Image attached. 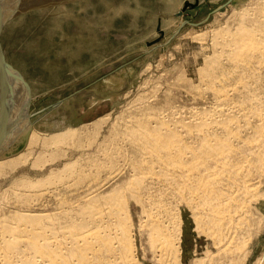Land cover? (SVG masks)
I'll list each match as a JSON object with an SVG mask.
<instances>
[{
	"label": "rangeland",
	"instance_id": "rangeland-1",
	"mask_svg": "<svg viewBox=\"0 0 264 264\" xmlns=\"http://www.w3.org/2000/svg\"><path fill=\"white\" fill-rule=\"evenodd\" d=\"M186 1L193 3L195 0H38L34 5L27 6L28 8H23L22 4L16 2V0H6V5L12 10L10 11L12 15H4V19L0 20V125L6 124V122L12 119L14 122L19 120L25 124L28 123L31 125L33 132L40 136L47 135V137L50 138L53 136L52 134L60 133L59 131L62 132V130L63 132L67 131L69 134L66 132L68 138L65 137L60 140L56 143V146L52 144L47 147V149L41 148L40 145L36 146V148L34 147V151L29 155L27 162L18 166L14 171L7 172L8 174L6 173V175L0 176V207H3V205L6 209H14L12 208L13 206L20 207V204L14 200L17 198L16 194L23 193L24 196L26 194V198L29 196L28 194H30L28 199H32H30V202L26 199L27 204H29H23L25 206L20 207L22 209H35L37 211L47 209V211H53L60 206L58 202L64 200L66 203L63 205L67 209L68 206H77L84 201L85 194H87V190L89 189V184L93 191L97 186L96 192L101 196L104 194V196H106L108 195L107 193L112 194L113 191H115V193H118V191L121 193L125 191L127 194L124 193L130 200L124 198L126 195H122L119 192V195L121 194L123 196L122 198L120 197V199H125V201L122 200L123 202L120 200L122 202L121 204H125V202L128 201L124 205L126 209L123 207L125 210H123V212L121 211L122 209L120 210V217L124 219L126 215L124 216L123 214L127 213V218L129 217L128 220L130 219V222L124 223L127 219L123 221L119 217L115 218L116 220L119 218L120 222L127 226L129 224L128 233H130V240L132 239L131 243L132 246H134L132 248V261H123L122 264H264V163H262V167L258 166L255 168L253 166L254 169L261 168L260 170L255 171L252 169L254 172L251 170L255 177L252 182L257 183L256 180L260 178V181H258L260 183L253 185L254 191L252 187L250 193H254L253 195L249 194L253 197L251 196V199L249 196L250 202H248L249 207L247 208L248 215H245L248 217L246 223L248 227H246V224L243 226V229H246H241L243 232L240 230L242 233L239 232L237 234L238 238H236L234 240L235 242L232 244L234 247L233 250L229 254L228 252H224V254L223 251L221 253L219 250H217L218 252L216 251L217 248L213 244V237H211L215 232L218 233V235L224 232L221 231L219 233V231L217 232L216 230L218 228L220 229L221 225L218 226V228H210L209 230L211 232L208 231V228L204 229L206 227L203 226V228L200 226L202 228L201 230L204 229L203 232L200 231V227H198L192 216V210L188 206V203L183 201L182 198L180 200L178 197L179 195L174 196L178 194L177 192L179 189L172 186L175 188L173 189V193L177 190L175 194H172V187L167 188V182L163 184L165 187L159 186V184L161 185L164 181H158V177L155 179L151 173H145L144 175L143 172L147 171H144L145 168L141 167L144 164H141L140 160L149 165L152 158L149 159L150 157H146L143 149L141 152L138 150L140 153H137V148L134 149V142L138 144L136 141L139 140L134 137L135 134L131 136L132 139L134 138V142L129 139L134 126L135 128L133 130L137 131V128L140 126L142 127L143 123L147 121V124H151L147 125L144 123L145 125L143 126L151 128L153 124V126H155V121L159 119V122L163 120V123L166 122V125L169 124L168 127H172L176 130L180 138L184 137L185 140L183 139V141H185V143L182 142V144H189L197 147L199 143L198 137L193 134V136L191 134L189 135L187 131H190L192 128H197V125L194 124H198V122H196L198 116L203 117L201 118L202 121L205 120L203 123L207 122L206 125L202 124L206 127H200V123L198 127L202 134L207 132V138L210 137L211 141H214V139H212L213 136L220 138L221 135H223L220 139L223 140V138L226 137L227 139L224 138L225 141L227 140L232 145H236L237 140L232 138L233 132L239 134L241 137L240 142L243 141V138L248 140L250 137H253V134L255 135L259 132L263 131L262 133L264 134L262 125V123L264 124V117L262 118V115H264V26H261L264 22V16H262L264 15L263 0H198L196 5L187 6L182 11ZM256 4L260 6L258 7ZM260 7L262 8L259 9ZM242 9L245 10V15H242ZM179 12L181 13L178 14ZM239 12L240 16H238ZM249 13L251 14L249 15ZM256 13L258 15H256ZM246 14L249 16H246ZM243 16L245 20L242 22L243 25H246H244V27L250 30L254 29L252 31L258 33V35H256L257 33L254 34V37H256V39L254 38L256 40L254 47L255 49L258 48L256 50L258 52L256 53L254 47L252 48L250 46L251 49L249 50L251 51L248 50L250 47L245 48L244 54L241 57L237 54V51L240 50L239 45H241L240 38L235 37V35L237 36V33L239 35V31L243 29V27H241V30H237V28L242 25L241 18H243ZM253 25H255V27H253ZM232 32L236 34L234 35ZM231 34L233 38H235V41L239 40V42L237 41L238 43L231 41L233 40ZM236 38L238 39L236 40ZM232 44L235 45L233 46ZM259 64H261V66H259ZM249 68L250 70H248ZM232 87L238 90L236 91ZM5 89L9 94H5ZM226 93L229 95L227 96ZM243 96L246 97L244 98ZM238 106H240V109L242 108V111H238ZM148 107L150 108L148 109ZM154 107H157V110L154 109ZM159 109L160 111H158ZM161 109L164 110V112ZM234 109L236 111H234ZM139 110H142L144 113L142 111L138 112ZM173 110L174 112H172ZM220 111L223 112L221 113ZM196 112L198 114L197 117L195 115ZM153 114L155 115L151 118ZM227 114L228 116L231 114L230 119H228ZM137 117H139V120L135 121ZM212 117L213 119H211ZM143 119L145 120L144 122H142ZM179 119H183L182 124H186L184 122L189 120L190 122H188L190 125L192 126L194 123V126L191 128L189 124H187L190 128L188 130L185 128V133L182 131L183 128L178 125L179 123L181 124L182 121L176 122ZM234 120L236 122H234ZM131 121L134 123H131ZM220 121L221 124H219ZM245 121H247L246 124ZM136 122H138V124L140 123L139 126H137L138 124ZM229 122L232 125H230ZM237 122H239L238 125ZM242 122L245 125L248 123L249 126L247 125L246 127ZM259 122L261 124H258ZM16 123L17 122L13 124ZM118 123L120 124L119 126ZM256 123L259 127L262 125V131L258 130L259 128ZM227 124L228 126H226V128L225 125ZM233 124L236 128L233 127ZM219 125L224 126L226 129ZM113 128H115L116 131ZM199 128H197V130H199ZM221 128L225 130L231 128L232 130L229 129L227 133V131L225 132V130ZM75 129L76 131L73 132ZM243 129L246 130L244 131ZM235 130L237 131L235 132ZM239 130L241 131L240 133ZM70 131L74 133V136L70 135ZM229 132L231 138L228 136ZM15 134L16 131L14 133L12 131L9 137L13 138ZM122 134L123 137L125 136L124 139L121 138ZM126 136H128V138H126ZM186 136H190V138H185ZM26 139L27 137L23 139V143H21L19 139V143L17 142L16 145H13L15 153L18 152V149L19 151L26 149ZM130 140L133 143H131ZM120 141L121 143H119ZM186 141L188 143H186ZM130 143L133 145H130ZM139 144L142 145L141 140H139ZM106 146L107 148H105ZM123 146L125 148H123ZM56 150H58L59 155H57ZM104 150H106L105 154ZM53 151L56 153L54 154L56 157H49L50 155L53 156ZM62 151H64V153ZM134 151H136L137 154L134 153ZM37 152H43L41 153L43 156L46 154L44 159L48 160L45 161L47 164L43 161L42 155L40 162L39 160H37L38 162L36 161L38 157ZM118 153L119 156H117ZM142 153L144 154L141 155ZM136 157H140L141 159L138 160ZM52 158L56 160H52ZM50 159L52 162L49 161ZM74 160L76 161L74 162ZM133 160L135 163H133L134 166L131 164ZM135 160L140 162L138 163V161ZM35 161L37 164L34 163ZM78 161H80V164ZM90 161L92 162L90 163ZM72 162H74V164H72ZM261 162H264V160ZM65 163H67V165ZM136 163L137 165L141 164L140 168L141 171L143 170L142 172L139 171V168L138 173H136ZM254 163L257 164L260 162ZM34 165L37 169L33 167ZM68 165L69 167H67ZM152 165H154L155 168L152 167L151 169L156 172L160 171L158 167L156 169L157 165H155V163ZM81 166H83V168H81ZM71 167H74L73 169L75 171L73 169L69 171L68 168ZM54 168L56 170H54ZM58 169L61 172L63 171V174H61L62 176L64 173L67 174L62 177ZM80 170L84 172L83 175H80L82 174ZM50 171L52 174H49ZM76 172L77 174L75 175ZM94 172H97V175ZM47 174L50 175L51 178H49ZM53 174H55L53 179L54 183L51 181ZM57 174L64 180H61L62 178L60 179L58 176L57 178ZM71 174H73V176H71ZM84 174L89 175L84 177ZM130 174L131 176L133 174V176L129 177ZM66 175H69L70 178L66 179ZM141 175L146 177L149 176V178L145 177L148 182L145 181V178L144 180L140 178L144 181L141 180V184L143 185L145 183L143 185L144 188H147V185L151 186L148 187L149 189H142L144 192H140L141 196H146L145 199L140 195L136 197L144 200L143 202V200L138 199L141 203L138 204V200L132 196L135 199L133 200L129 192L132 188L136 190L137 184H134V181L135 183L138 181H136L137 179L135 176L141 177ZM46 176H48V178ZM81 176L84 177V179ZM45 177L47 179H45ZM55 177L61 180L59 182H63L59 183ZM86 177L89 179L87 178V180H85ZM160 177H162V175H160ZM131 178H135L136 180H132ZM38 180H41L42 185L44 184L43 186L46 187L42 186L40 189L41 181L39 183L40 185H38ZM44 180H47V183H44ZM81 180L84 182H81ZM131 180L133 183H131ZM76 181H80L81 183L79 182V184H76L78 183ZM120 181H123V183H120ZM23 182H26V184ZM50 182L51 186H47L50 185ZM129 182L132 186H129L131 185ZM19 183L23 185L22 188ZM27 183L29 184L27 185ZM30 184L33 186H29ZM121 184H125L123 190L127 188L128 184V190L122 191ZM152 185L156 186L153 187ZM130 187L132 188L130 189ZM151 187L153 188L152 190ZM164 188H166V190ZM117 189L118 191H116ZM158 189L159 193H157ZM45 190L46 192L48 190L49 193H46ZM43 191L46 194H44ZM52 191H57L55 194L59 195L55 196ZM38 193H40V195H38ZM184 193L186 194V192ZM255 195L259 197L256 198ZM39 196L42 197L39 198ZM4 197H6V199ZM148 197L150 199H147ZM160 198L161 200L163 198V200L161 201ZM101 200H103V198ZM148 200L150 202H148ZM145 202H148V204H153V202H155L154 205L162 203L161 205L169 207V209L165 208L167 210V213L163 212L165 215L160 213V219H168L166 214L172 212L180 221L179 240L175 237L180 241V253L176 255V257L175 255L173 256L171 254V256L169 254L162 258V255H159L161 253L160 249L156 252L151 251L152 248L149 244L147 234L142 231L139 226V224L143 223L142 221L144 218L141 215H144V213H142L143 209H141V206L145 204ZM56 205L57 207H53ZM100 206H106L107 208L109 204L103 206V204L100 203ZM146 206L147 205L142 206L146 211L149 210L150 207L153 209V206ZM250 207L251 209H249ZM259 214H261L262 217H260L261 215ZM140 216L142 218L141 221V218H139ZM108 217L110 216H107L106 219ZM110 218L114 219V217ZM110 218L107 219V221L110 222L112 226L114 220ZM257 221L259 222L257 223ZM251 222H254V224ZM110 224L108 225L109 227H111ZM206 230L212 233L211 236ZM250 230L251 232L248 233ZM168 233H170L169 230ZM244 237L246 240H244ZM219 238H221V236ZM231 254L233 255L231 256ZM115 256H112V261L115 260ZM117 260L118 264H121L120 259H116V261Z\"/></svg>",
	"mask_w": 264,
	"mask_h": 264
},
{
	"label": "bare ground",
	"instance_id": "bare-ground-1",
	"mask_svg": "<svg viewBox=\"0 0 264 264\" xmlns=\"http://www.w3.org/2000/svg\"><path fill=\"white\" fill-rule=\"evenodd\" d=\"M15 1V0H14ZM16 2L22 4L23 8H26L27 6L29 7L30 5H34L35 2H38V0H16ZM264 2V0H263ZM261 3V2H260ZM259 4V3H258ZM256 4V6H260ZM27 7V8H28ZM264 7V6H263ZM262 7H260L259 9H261ZM2 9V10H1ZM255 9V8H254ZM247 10V9H246ZM257 10V8H256ZM12 11L11 9H9L6 5V0H0V20H3L4 19V15H12V13L10 12ZM245 10L242 9V12L243 14L242 15H245ZM258 13H259V10H258ZM251 13H249L250 15ZM261 14V13H260ZM248 14H246L247 16ZM248 15V16H249ZM256 15H258L256 13ZM262 15V14H261ZM240 16V12H239V15ZM264 16V15H262ZM244 18V19H243ZM243 18H241V22L245 20V17L243 16ZM248 18V17H246ZM251 19V18H250ZM249 19V20H250ZM258 19V18H257ZM247 20V19H246ZM258 21V20H257ZM252 22V20H251ZM246 23V22H244ZM259 23V22H258ZM252 24V23H251ZM264 24V22L262 23ZM261 26H264L262 25ZM241 25V24H240ZM242 25H243V22H242ZM240 26L239 28H237V30H241L242 31H239V35L237 33V36L235 35L236 33L232 32L235 37H238L240 38V44H237L240 46V50L237 51L236 53L238 55H240L242 57V55L244 54V49L245 48H248V47H254V45L256 44V37H254V34H256L254 31V29H248V28H245L244 25L243 26ZM257 25V23H256ZM260 25V23H259ZM246 26V25H245ZM251 27V26H250ZM249 27V28H250ZM253 27H255V25H253ZM252 27V28H253ZM260 27V26H259ZM241 28V29H240ZM258 28V27H257ZM256 28V29H257ZM262 28V27H261ZM236 30V29H234ZM257 31V30H255ZM231 32V30H230ZM229 34V33H228ZM227 34V35H228ZM199 35V34H198ZM197 35V36H198ZM258 35V33L256 34ZM255 35V36H256ZM201 36V34H200ZM231 37L233 38L232 34H231ZM230 38V39H232ZM236 38V40L238 39ZM255 38V39H254ZM224 39V38H223ZM229 39V40H230ZM228 40V41H229ZM232 42H236L238 43L239 40L235 41V38H233V40H231ZM230 41V42H231ZM229 42V43H230ZM259 44V43H258ZM233 45V44H232ZM235 45V44H234ZM233 45V46H234ZM236 45V46H237ZM226 46H229V45H226ZM248 48L249 49H251ZM236 48H239V47H236ZM255 49V47H254ZM258 49V48H257ZM255 49V51L257 50ZM264 49V48H263ZM233 50V49H232ZM234 51V50H233ZM251 51V50H249ZM263 51V50H262ZM247 52V51H246ZM258 51H256L257 53ZM249 54V53H248ZM253 54V53H252ZM251 54V55H252ZM232 55V54H230ZM234 55V54H233ZM237 55V56H238ZM246 55V54H245ZM244 55V56H245ZM234 57V56H232ZM264 57V56H263ZM245 58V57H244ZM254 60V59H252ZM257 60V59H256ZM255 60V61H256ZM211 62V61H210ZM244 62V61H243ZM246 63V62H245ZM212 64V63H211ZM250 64V63H249ZM246 65V64H245ZM212 66V65H211ZM250 66V65H249ZM258 66V65H257ZM259 66H261V64H259ZM246 68V67H245ZM264 68V67H263ZM254 69V68H253ZM250 70V68L248 69ZM236 71V70H235ZM215 72V71H214ZM241 73V72H240ZM243 75V74H242ZM246 75V74H245ZM237 76V75H236ZM240 76V75H239ZM208 78V77H207ZM242 78V77H241ZM219 81V80H217ZM222 81V80H221ZM212 82V81H211ZM238 83V82H237ZM243 83V82H242ZM241 83V84H242ZM220 84V83H219ZM222 84V83H221ZM252 84V83H251ZM226 86V85H225ZM232 86V85H231ZM240 86V85H238ZM242 86V85H241ZM222 87V86H221ZM214 88V87H213ZM231 88V87H230ZM229 88V89H230ZM233 88V87H232ZM239 88V87H237ZM243 88V87H242ZM208 89V88H207ZM236 90V88H233ZM254 89V88H253ZM217 90V89H216ZM215 90V91H216ZM238 90V89H237ZM236 90V91H237ZM241 90V89H240ZM255 90V89H254ZM209 91V90H208ZM211 91V90H210ZM222 91V90H221ZM231 91V90H230ZM247 91V90H246ZM217 92V91H216ZM239 92V91H238ZM224 93V91H223ZM236 93V92H235ZM5 94H9L8 92H6V89H5ZM216 95V93H215ZM224 95V94H223ZM227 95V93H226ZM229 95V94H228ZM227 95V96H228ZM251 95V94H249ZM249 95H248V98H249ZM253 96V95H252ZM235 97V96H234ZM244 97V96H243ZM246 97V96H245ZM244 97V98H245ZM221 99V98H220ZM226 99V98H225ZM230 99V98H229ZM223 100V98H222ZM228 100V99H227ZM144 101V100H143ZM142 101V102H143ZM230 101V100H229ZM238 101V100H236ZM235 101V102H236ZM241 101V100H240ZM250 101V100H249ZM216 102V101H215ZM232 102V101H230ZM233 102V103H235ZM245 102V101H244ZM136 103V102H135ZM229 103V102H228ZM249 103V102H248ZM167 104V103H166ZM209 104V103H208ZM241 104H244V103H241ZM136 105V104H135ZM145 105V103H144ZM239 105V104H238ZM141 106V105H140ZM151 106V105H150ZM156 106V105H155ZM164 106V105H163ZM166 106V105H165ZM209 106V105H208ZM237 106V105H236ZM242 106V105H241ZM136 107V106H135ZM146 107V106H145ZM160 107V106H159ZM201 107V106H200ZM207 107V106H206ZM213 107V106H212ZM234 107V106H233ZM232 107V108H233ZM238 111L241 110L240 109V106H238ZM249 107V106H248ZM247 107V108H248ZM134 108V107H133ZM150 107H148L149 109ZM157 107H154V109H156ZM166 108V107H165ZM164 108V110H165ZM170 108V107H169ZM173 108V107H172ZM177 108V107H176ZM204 108V107H203ZM220 108V107H219ZM223 108V107H222ZM253 108V107H252ZM251 108V109H252ZM132 109V108H131ZM144 109V108H143ZM175 109V108H174ZM200 109V108H199ZM207 109V108H206ZM224 109V108H223ZM230 109V108H229ZM237 109V108H236ZM130 110V109H129ZM128 110V111H129ZM157 110V109H156ZM162 110V109H161ZM164 110H162L164 112ZM168 110V109H167ZM166 110V112H167ZM176 110V109H175ZM214 110V109H213ZM212 110V111H213ZM222 110V109H221ZM127 111V110H126ZM142 110H139L138 112H140ZM153 111V110H152ZM160 111V109L158 110ZM161 111V112H162ZM192 111V110H191ZM202 111V110H201ZM219 111V110H218ZM231 111V110H229ZM233 111V110H232ZM234 111H236L234 109ZM242 111V110H241ZM252 111V110H251ZM254 111V110H253ZM264 111V110H263ZM143 112V111H142ZM174 112V110L172 111ZM221 112V111H220ZM223 112V111H222ZM221 112V113H222ZM259 112V111H258ZM136 113V112H135ZM144 113V112H143ZM142 113V114H143ZM154 113V112H153ZM176 113V112H175ZM192 113V112H191ZM211 113V112H210ZM255 113V112H253ZM257 113V112H256ZM130 114V113H129ZM132 114V113H131ZM140 114V113H139ZM226 114V113H225ZM124 115V114H123ZM122 115V116H123ZM134 115V114H133ZM155 114L152 115L151 118H153ZM157 115V114H156ZM194 115V114H193ZM196 117H197V112H196ZM194 115V116H195ZM214 115V114H213ZM221 115V114H220ZM219 115V116H220ZM223 115V114H222ZM231 116V114H229ZM262 115V114H260ZM120 116V115H119ZM121 116V117H122ZM136 116V115H135ZM173 116V115H172ZM228 116V114H227ZM230 116H228V119H230ZM233 116V115H232ZM125 117V116H124ZM134 117V116H133ZM132 117V118H133ZM143 117V116H142ZM147 117V116H146ZM157 117V116H155ZM165 117V116H164ZM214 117V116H213ZM213 117L211 119H213ZM239 117V116H238ZM264 117V115H262V118ZM108 118V117H107ZM119 118V117H118ZM130 118V117H129ZM158 118V117H157ZM155 118V119H157ZM160 118V117H159ZM162 118V117H161ZM189 118V117H188ZM203 118L202 116H198L197 117V121L198 124H194V125H197V128L199 123L201 124L200 127H206L202 124H205L206 123H203L204 121H202ZM206 118V117H205ZM232 118V117H231ZM240 118V117H239ZM258 118V117H257ZM260 118V116H259ZM261 118V119H262ZM104 119V118H103ZM137 120H134L135 121H138L139 120V117L136 118ZM148 119V118H147ZM154 119V120H155ZM176 119V118H175ZM193 119V118H191ZM196 119V118H195ZM194 119V120H195ZM236 119V118H234ZM260 119V120H261ZM105 120V119H104ZM121 120V119H120ZM131 120V118H130ZM133 120V119H132ZM133 120V121H134ZM149 120V119H148ZM159 119H157L154 123H155V126L152 125L151 128H147L146 126H143L145 124H147L144 119L142 122L143 125L142 127H138L137 128V131L133 130L135 128L132 129V132L130 130V132L133 134H131L130 132V138L131 140H133L134 142V138L132 139L131 136H134L135 134V138L139 139L142 141V145L139 144V140L136 141V143L138 144H135L134 142V145H135V148H137V153L140 151H142L143 149V152L145 153H142L141 155H146V157H150L149 159H151V163L149 165H147L144 161V163L142 162V160H140L141 156L139 158H137L138 160H135V161H138V163L140 162L141 164H144L141 166L140 165H137L136 163V170L138 173V170L141 167H144V171L146 170L147 172H143L144 175L145 173H151V175H153L156 179V177H158V181L159 180H162V182L164 181V183H162L161 185L159 184V186H164L163 184H165L167 182L168 187H176L178 188V194L174 195V196H177L179 195L178 197L182 198L183 201L187 202L188 203V206L191 208L192 210V216L194 217L198 227L200 226H204L206 228L204 229H207L208 228V231H210L209 229H213L212 227H215V228H218V226H220V229H216L217 232L219 231V233L221 231H224L222 233L224 234H219L221 236V238H219L220 236L218 235V233H209L207 230V233L211 236V234L213 236V244L216 246V251L219 250V252L221 253L223 251V253H227L228 254L233 250V246L232 244L235 242L234 240L236 238H238L237 234L239 232H241L242 230L246 229L244 228L243 229V226L247 223V218L246 217L248 215V207H249V203L250 200H249V194H252L250 193L251 192V188L253 187V185L255 184H258L260 182V178L258 180H256L257 183L255 182H252V180H254V176L252 174V169H254V167H262V163L264 162H261L264 160V134L262 133L263 129L261 128L262 125H263V128H264V124L262 123L261 127L258 126V124H261L260 122L256 125L258 126V130L259 131H262V132H259L257 134H253L252 136L253 137H250L248 140L244 139L243 138V141H241V137L239 136V134L236 132L238 130V127H237V130H235V132L237 133H232L234 140H237V144H231L229 141H225L224 137L223 140L220 139L223 135H221V137H212V139H214V141H211L210 137L207 138L208 134L206 133H203L201 132L200 128L199 130H197V128H192V126H194L192 124V126L190 125V121L187 120V122L185 121L184 123L186 124H182L183 123V119L182 120H177L176 122H181V124L179 123L178 125H180L182 129V131H185V128L186 130H188L190 127L192 128L190 131H187V133H189V135L193 134V135H196L198 137V145L197 147H194V146H191V145H187V144H182V142L185 143V141H183L185 135L181 136L183 138H180L179 137V134L176 132V130H174L172 127V129L170 127H168L169 124H165L163 123L164 121L162 120V122H159L158 121ZM185 120V118H184ZM208 120V119H207ZM210 120V119H209ZM241 120V119H240ZM246 120V118H245ZM256 120V119H254ZM259 120V119H258ZM257 120V121H258ZM264 120V119H263ZM261 120V121H263ZM9 121V120H8ZM10 121L12 122L13 120L10 119ZM6 122V124L4 123L3 125L1 124L0 125V176H4L6 175L7 172H11V171H14L18 166L24 164L25 162H27L28 158H29V155H31V153L34 151V147L36 148V146L40 145L41 148H46L49 147L50 145L52 144H55L56 146V143L59 142L60 140L64 139L65 137H67V131L62 132L59 131L60 133H54L52 134L53 136H51L50 138L47 137V135L45 136H40L39 134H36L33 132V129L31 127V125H29L28 123H24V122H20L19 120L18 121H15L17 122L16 124H13L15 123L14 121L12 122V125H11V122ZM103 121V120H102ZM131 121V123L133 122ZM225 121H226V117H225ZM231 121V120H230ZM122 122V121H121ZM125 122V121H124ZM175 122V121H174ZM224 122V121H223ZM234 122H236L234 120ZM240 122V121H239ZM237 122V125L238 123ZM247 121H245V124H246ZM2 123V122H1ZM98 123L100 124L99 120H98ZM97 123V124H98ZM102 123V122H101ZM116 123V122H114ZM130 123V122H129ZM134 123V122H133ZM138 124V122H136ZM169 123V122H168ZM176 123V124H177ZM215 123H216V120H215ZM230 123V122H229ZM228 123V124H229ZM233 123V122H232ZM243 123V122H242ZM23 124V125H22ZM136 124V125H137ZM140 124V123H139ZM139 124L137 126H139ZM149 124V123H148ZM147 124V125H148ZM151 124V123H150ZM149 124V125H150ZM174 124V123H173ZM189 124V126L187 125ZM209 124V123H208ZM208 124H207V127H208ZM214 124V123H213ZM221 124V121L220 123ZM225 125L226 126H228ZM243 123V125H245ZM11 125V126H10ZM16 125V126H15ZM120 124L118 123V126ZM128 125V124H127ZM212 125V123H211ZM223 125V123H222ZM222 125H219V126H222ZM230 125H232L230 123ZM234 125V124H233ZM236 125V123H235ZM235 125L233 127H235ZM242 125V124H240ZM248 125V123H247ZM247 125H245L247 127ZM10 126V127H8ZM15 126V127H14ZM133 126V125H132ZM176 126V125H175ZM210 126V125H209ZM249 126V125H248ZM112 127V126H111ZM116 127V126H115ZM126 127V126H125ZM212 127V126H211ZM224 127V126H222ZM224 127V128H225ZM231 127V126H230ZM232 127V128H233ZM241 127V126H240ZM119 128V127H118ZM128 128V127H127ZM130 128V127H129ZM227 128V127H226ZM225 128V129H226ZM236 128V127H235ZM255 128V127H254ZM253 128V129H254ZM261 128V129H260ZM115 129V128H113ZM193 129H196V130H193ZM208 129V128H207ZM211 129V128H210ZM214 129V128H213ZM212 129V130H213ZM222 129V128H221ZM225 129H222V130H225ZM231 129V128H228L227 130H225V132L227 131L228 133V130ZM66 130V129H65ZM69 130V129H68ZM112 130V129H111ZM126 130V129H125ZM128 130V129H127ZM193 130V131H192ZM204 130V129H203ZM206 130V129H205ZM209 130V129H208ZM207 130V131H208ZM232 130V129H231ZM242 130V128H241ZM244 131L246 129H243ZM12 131L13 133L16 131V134L15 136L13 135V138L12 137H9L11 136L12 134ZM76 129L73 131L75 132ZM116 131V129H115ZM178 131V130H177ZM250 131V130H249ZM248 131V132H249ZM255 131V129H254ZM257 131V130H256ZM67 132V133H66ZM71 132V131H70ZM112 132V131H111ZM121 132V131H120ZM127 132V131H125ZM124 132V133H125ZM192 132V133H190ZM204 132V131H203ZM211 132V131H210ZM213 132V131H212ZM241 131L239 130V133ZM253 132V131H252ZM65 133V134H64ZM110 133V132H109ZM108 133V134H109ZM122 133V132H121ZM182 133V132H181ZM209 133V131H208ZM215 133V132H214ZM212 133V134H214ZM218 133V132H216ZM247 133V132H246ZM253 133H256V132H253ZM69 134V133H68ZM107 134V135H108ZM113 134V133H112ZM206 134V135H204ZM222 134V133H221ZM226 134V133H224ZM51 135V134H50ZM70 135H73L74 136V133L71 132ZM127 135V133H126ZM192 135V136H193ZM210 135V134H209ZM216 135V134H214ZM219 135V134H218ZM228 135V134H227ZM226 135V136H227ZM248 135V134H247ZM113 136V135H112ZM122 139L125 138V136L123 137V134L121 135ZM230 136V132H229V135ZM27 137V141H26V149L23 150V151H19V149L17 150L18 152L15 153V151L13 150V145H16L17 142L19 143V139L21 141V143H23V139ZM109 137V136H108ZM119 137V136H118ZM249 137V136H248ZM8 138V139H7ZM23 138V139H22ZM75 138V137H74ZM106 138V136H105ZM114 138V137H112ZM117 138V137H116ZM115 138V139H116ZM126 138H128V136H126ZM185 138H190V136H186ZM196 138V137H195ZM231 138V136H230ZM246 138V137H245ZM128 139V140H129ZM210 139V140H209ZM227 139V138H226ZM229 139V138H228ZM77 140V139H75ZM109 140V139H108ZM130 140V142H131ZM185 140V139H184ZM188 140V139H186ZM111 141V140H110ZM119 141V140H118ZM190 141V140H189ZM192 141V140H191ZM195 141V139H194ZM232 141V139H231ZM245 141V142H244ZM102 142V141H101ZM100 142V143H101ZM104 142V141H103ZM106 142V141H105ZM131 142V143H133ZM196 142V141H195ZM99 143V145H100ZM109 143V142H107ZM117 143V142H116ZM121 143V141L119 142ZM129 143V142H128ZM130 145H133L131 144ZM186 143H188L186 141ZM192 143L194 144V142L192 141ZM242 143V144H241ZM244 143V144H243ZM73 144V143H72ZM102 144V143H101ZM106 144V143H104ZM115 144V142H114ZM127 144V143H126ZM240 144V145H239ZM123 145V144H121ZM137 145H140L142 147H136ZM195 145V144H194ZM75 146V145H74ZM62 147V146H60ZM68 147V146H67ZM113 147V146H111ZM110 147V148H111ZM116 147V146H115ZM121 147V146H120ZM134 147V146H133ZM242 147V148H241ZM107 148V146L105 147ZM104 148V149H105ZM123 148H125L123 146ZM128 148V147H127ZM139 148V149H138ZM141 148V149H140ZM241 148V149H240ZM98 149V148H96ZM44 150V149H43ZM67 150V149H66ZM103 150V149H102ZM101 150V151H102ZM116 150V149H115ZM121 150V149H120ZM139 150V151H138ZM40 151V150H39ZM57 151V155L58 154V150ZM65 151V150H64ZM64 151H62L64 153ZM99 151V150H98ZM118 151V150H117ZM122 151V150H121ZM54 152V151H53ZM106 150H104V154H105ZM109 152V151H108ZM113 152V151H112ZM133 152V151H132ZM139 152V153H140ZM38 153V152H37ZM36 153V154H37ZM43 153V152H41ZM41 153H38V157L36 158V161L39 160L40 162V159L41 157L43 156ZM111 153V152H110ZM115 153V152H114ZM134 153H136V151H134ZM136 153V154H137ZM53 156H49V157H56V154L55 152L52 153ZM66 154V152H65ZM64 154V156H65ZM42 155V156H41ZM46 154H44L43 156V161L45 162L47 159H44ZM111 155V154H110ZM62 156V155H61ZM100 156V155H99ZM98 156V157H99ZM119 156V153L118 155ZM138 156V155H136ZM48 157V159H49ZM66 157V156H65ZM121 157V156H120ZM128 157V156H126ZM144 157V156H143ZM142 157V158H143ZM144 157V158H146ZM60 158V156H59ZM63 158V157H61ZM122 158V157H121ZM132 158V157H131ZM55 159V158H52V160ZM58 159V157H57ZM116 159V158H115ZM129 159V158H128ZM135 159V158H134ZM56 160V159H55ZM87 160V159H86ZM122 160V159H121ZM36 161L34 162L35 164ZM48 161V160H47ZM51 161V159L49 160ZM76 160H74L75 162ZM89 161V159H88ZM119 161V160H118ZM128 161V160H127ZM147 161V159H146ZM38 162V161H37ZM43 162V163H44ZM52 162V161H51ZM54 162V161H53ZM74 162H72V164H74ZM79 164H80V161H78ZM92 161H90L91 163ZM95 162V161H94ZM125 162V161H124ZM154 162L156 166V169L157 167L159 168L158 172L154 171L153 169H151L152 167H154ZM254 162H260V163H257L255 164ZM68 163V162H67ZM67 163H65L67 165ZM70 163V162H69ZM88 163V162H87ZM98 163V162H97ZM123 163V162H122ZM134 163V160L133 162L131 163L133 165ZM254 163V164H253ZM42 164V163H41ZM45 164H47L45 162ZM44 164V165H45ZM64 164V165H65ZM71 164V165H72ZM99 164V163H98ZM116 164V163H115ZM130 164V165H131ZM135 164V163H134ZM209 164H212V165H209ZM33 165V163H32ZM43 165V166H44ZM63 165V166H64ZM76 165V164H75ZM124 165V163H123ZM264 165V164H263ZM77 166V165H76ZM80 166V165H79ZM86 166V165H85ZM88 166V164H87ZM92 166V165H91ZM102 166V164H101ZM111 166V165H110ZM127 166V165H126ZM134 166V165H133ZM254 166V167H253ZM35 167V165L33 166ZM65 167V166H64ZM69 167V165L67 166ZM75 167V166H74ZM73 167V168H74ZM97 167V166H96ZM119 167V166H118ZM122 167V166H121ZM120 167V168H121ZM37 169V167H35ZM39 168V167H38ZM63 168V167H62ZM72 167L71 168H68L69 171L70 169L72 170L73 169ZM76 168V167H75ZM79 168V167H78ZM81 168H83V166H81ZM90 168V167H89ZM95 168V167H94ZM98 168V167H97ZM100 168V167H99ZM104 168V167H103ZM125 168V167H124ZM131 168V167H129ZM128 168V169H129ZM134 168V167H133ZM132 168V169H133ZM138 168V169H137ZM53 169V168H52ZM51 169V170H52ZM77 169V168H76ZM102 169V168H101ZM111 169V168H110ZM115 169V168H113ZM143 169V168H142ZM261 169V168H260ZM259 168L257 169H254L255 171L257 170H260ZM54 170H56L54 168ZM61 170V168H60ZM65 170V169H64ZM74 170V169H73ZM84 170V169H83ZM97 170V169H96ZM118 170V169H117ZM252 170V171H251ZM68 171V170H67ZM65 171V172H67ZM75 171V170H74ZM81 171V170H80ZM79 171V172H80ZM88 171V170H87ZM90 171V170H89ZM98 171V170H97ZM141 171V168L140 170ZM143 171V170H142ZM141 171V172H142ZM264 171V170H263ZM58 172L59 174H63L61 171H59L58 169ZM57 172V173H58ZM61 172V173H60ZM99 172V171H98ZM101 172V171H100ZM129 172V170H128ZM254 172V171H253ZM51 173V171L49 172V174ZM82 174L80 175H83V171H81ZM87 173V172H86ZM95 173V172H94ZM97 173V172H96ZM95 173V174H96ZM133 173V172H132ZM262 173V172H260ZM258 173V174H260ZM8 174V173H7ZM52 174V173H51ZM57 174L56 177L58 176L60 178V175ZM65 174L67 173H64L63 176H65ZM70 174V173H69ZM74 174V173H73ZM73 174H71V176H73ZM77 174V172L75 173V175ZM92 174V173H91ZM94 174V175H95ZM100 174V173H99ZM139 174H142V173H139ZM138 174V175H139ZM48 175V174H47ZM54 175L53 174V178H52V182L54 183L53 179H54ZM87 174H84V177L86 176ZM89 175V174H88ZM87 175V176H88ZM97 175V174H96ZM114 175V174H112ZM144 175H141L140 176H135V178H131L132 180L135 179L136 181H138L137 183H135L134 181V184H137L136 185V190H133L134 188L130 187V189L132 188V190L129 192V194L131 195L130 197L135 200L133 197H137L138 195H140V192H144L142 191V189L146 190L148 187H150L151 185H147V188H144V184L142 185L140 182L142 179L140 178H144L146 176ZM148 175V174H147ZM160 175H162V177H160ZM49 178L50 175H48ZM48 176H46L48 178ZM62 176V175H61ZM62 176V177H63ZM67 176V175H66ZM93 176V175H92ZM100 176V175H99ZM133 176V174H132ZM131 174L129 177H132ZM144 176V177H143ZM150 176V174H149ZM149 176H147L149 178ZM253 176V177H252ZM45 177V179H47ZM55 177V179H56ZM57 177V178H58ZM61 177V178H62ZM82 177V176H81ZM84 177H82L84 179ZM91 177V176H90ZM96 177V176H94ZM111 177V176H110ZM146 177V178H147ZM151 177V176H150ZM257 177V176H256ZM22 178V177H21ZM60 178V179H61ZM69 179V175L66 177V179ZM74 178V177H73ZM72 178V179H73ZM80 178V177H79ZM80 178V179H82ZM88 177L85 178V180H87ZM116 178V177H115ZM145 178V181L148 182V180H146ZM262 178V177H261ZM27 179V178H26ZM58 180L61 181V180H64L63 178L61 180ZM76 179V178H75ZM89 179V178H88ZM99 179V178H97ZM264 179V178H263ZM25 180V179H23ZM42 180V179H41ZM40 180V181H41ZM79 180V179H78ZM131 180V183H133ZM142 180V181H143ZM36 181V180H35ZM39 181V180H38ZM40 181L38 182V185L41 184L40 186V189L41 187L44 185H42V181L40 183ZM47 181V180H46ZM45 180L43 181L44 183L46 182ZM49 181V180H48ZM74 181V180H73ZM124 181V180H123ZM123 181H120V183ZM127 181V180H126ZM130 181V179H129ZM157 181V180H155ZM22 182V181H21ZM20 182V183H21ZM27 182H30V181H27ZM37 182V181H36ZM63 182V181H62ZM62 182H59V183H62ZM78 183L76 184H79L80 181H76ZM81 182H84L81 180ZM80 182V183H81ZM86 182V181H85ZM89 182V181H88ZM90 182H93V181H90ZM95 182V181H94ZM98 182V181H96ZM144 182V181H143ZM154 182V181H153ZM161 182V181H160ZM16 183V181H15ZM19 183V184H20ZM24 184H26V182H23ZM40 183V184H39ZM47 183V182H46ZM130 183V182H129ZM130 183V184H131ZM152 183V182H150ZM18 184V185H19ZM22 184V183H21ZM20 184V185H21ZM29 183H27L28 185ZM35 184V182H34ZM50 185H47V186H51V182L49 183ZM56 184V183H55ZM73 184V183H71ZM84 184V183H83ZM87 184V183H85ZM97 184V183H96ZM149 184V183H148ZM153 184V183H152ZM155 184V183H154ZM157 184V185H158ZM75 185V183H74ZM88 185V184H87ZM95 185V184H94ZM114 185V184H113ZM120 185V184H119ZM122 185V184H121ZM125 184L122 185V191L124 190H128V187L129 186H132L127 184V188L123 190V186ZM142 185V186H141ZM23 185H21V188H22ZM29 186H33L32 184H30ZM36 186V185H34ZM54 186V185H53ZM83 186V185H82ZM89 186V189L87 190V194H85V198H84V203L82 202L81 204L77 205V206H68L67 209L64 207V203H66V201H62V202H58L60 205L58 208H56V210H53V211H47V209H43V210H33V209H22L20 207L22 206H25L23 204H27V201L26 199H28L30 197V194H28L27 198H26V194L24 196V194L22 193H19V194H16L17 198L14 200L15 202H17L18 204H20V207H15L13 206L12 208L14 209H9V208H5L4 205L3 207H0V264H118V260L116 261V259H120L121 261V264L122 262H130V260L132 261V258H133V253H132V243H131V240H130V237L128 233V229H129V224L128 226L125 225L124 223H127L128 221L130 222V219L128 220L127 218V213L126 214H123L124 216L126 215V217L124 219H127V221L125 220L124 223L120 222V219H122L124 221L123 218L120 217V210L123 212V210L126 209V207L124 206L127 202H125V204H121L123 201H125V199H120V197L122 198L123 194H125L124 192H120L118 191V189L116 191H118V193H115V191H113V195L112 194H109L107 193L108 195L104 196H101V195H98V193L96 192V188L95 190H91L92 187L90 188V184L88 185ZM87 186V187H88ZM92 186V185H91ZM115 186V185H114ZM118 186V185H116ZM153 186V185H152ZM156 186V185H155ZM153 186V187H155ZM262 186V184H261ZM259 186V187H261ZM43 187H46V186H43ZM68 187V186H67ZM72 187V186H71ZM75 187V186H73ZM171 188V192L172 194H175L176 191H174L175 193H173V189L175 188ZM256 187V186H255ZM36 188V187H35ZM69 188V187H68ZM93 188V189H94ZM158 188V187H157ZM156 188V190H157ZM162 188V187H161ZM13 189V188H12ZM31 189V188H30ZM65 189V188H64ZM79 189V188H78ZM113 189V188H111ZM129 189V190H130ZM149 189V188H148ZM153 188L151 187V190ZM166 190V188H164ZM170 189V188H169ZM256 189V188H255ZM27 190V189H26ZM34 190V189H33ZM37 190V189H35ZM50 190V189H49ZM98 190V189H97ZM114 190V189H113ZM126 190V191H127ZM141 190V191H140ZM162 190V189H160ZM185 190V191H184ZM258 190V189H257ZM14 191V190H13ZM54 191V190H53ZM52 191V192H53ZM170 191V190H169ZM253 191H254V187H253ZM46 192V190H45ZM43 191L44 194H46L47 192L49 193V191L47 190V192L45 193ZM57 192V191H56ZM56 192H53L54 194ZM109 192V190H108ZM119 192L122 194L119 195ZM151 192V191H150ZM156 192V191H155ZM162 192V191H161ZM160 192V193H161ZM186 192V194L184 193ZM257 192V191H256ZM15 193V192H14ZM37 193V192H36ZM43 193L41 192V194L43 195ZM105 193V192H104ZM115 193V194H114ZM159 193V189H158V192ZM155 193V194H157ZM164 193V192H163ZM101 194V193H100ZM127 194V193H126ZM125 194V195H126ZM147 194V193H146ZM145 194V195H146ZM151 194V193H150ZM165 194V193H164ZM38 195H40V193H38ZM59 194H55V196H58ZM143 195V194H142ZM149 195V194H148ZM147 195V196H148ZM152 195H153V191H152ZM162 195V194H161ZM251 195V196H252ZM54 196V197H55ZM133 196V197H132ZM141 196V195H140ZM151 196V195H149ZM250 196V198H251ZM257 195H255L256 197ZM42 197V196H39V198ZM143 197V196H141ZM140 197V198H141ZM146 197V196H145ZM145 197H143V199H145ZM167 197V196H166ZM253 197V196H252ZM259 197V196H258ZM256 197V198H258ZM6 199V197H4ZM58 198V197H57ZM60 198V196H59ZM58 198V199H59ZM79 198V197H78ZM103 198V200H101ZM105 198V199H104ZM126 198L127 200L129 199V197L126 195ZM158 198V197H157ZM156 198V199H157ZM248 198V199H247ZM32 199V198H30ZM30 199L29 202L31 201ZM137 200L139 198H136ZM142 198L139 199V200H143ZM147 199H150L149 197ZM146 199V200H147ZM168 199V198H166ZM252 199V198H251ZM73 200V199H72ZM79 200V199H78ZM122 202H121V201ZM130 200V199H129ZM138 200V201H139ZM145 200V201H146ZM153 200V199H152ZM151 200V201H152ZM161 200V198H160ZM163 200V198H162ZM161 200V201H162ZM179 200V199H178ZM37 201V200H36ZM47 201V200H46ZM58 201V200H57ZM56 201V202H57ZM137 203L138 204H141L140 201ZM155 201V199H154ZM157 201V200H156ZM159 201V200H158ZM167 201V200H165ZM172 201V200H171ZM175 201V200H173ZM254 201V200H252ZM8 202V201H7ZM38 202V201H37ZM68 202V201H67ZM77 202V201H75ZM142 202V201H141ZM144 202V200H143ZM142 202V203H143ZM148 202H150L148 200ZM148 202L145 204H142L143 205H147L146 207H148V205L150 206H153L155 202H153V204H148ZM160 202V201H159ZM256 202V201H255ZM36 203V202H35ZM48 203V201H47ZM62 205H61V204ZM100 203L103 204V206L106 204L109 206H100ZM168 203V202H166ZM173 203V202H172ZM180 203V201H179ZM5 205H8L7 203H4ZM68 204V203H67ZM162 204V203H161ZM160 203H157L156 205H154L151 209V207L149 208V210H144V208L141 206V209H143L142 213H144V215L142 214L141 216L144 218L143 219V223L142 224H139L140 226V229L142 231H144L146 234H147V237H148V240H149V244L151 245V251L152 252H156L157 250L160 249V254L159 255H162V258L163 256L165 257L166 255H179L180 253V245H179V236H180V221L177 219V217L175 216V214H173L172 212L171 213H168L166 214L168 219H163L161 218L160 219V213H167V210L165 208H168L169 207H165L166 205H161ZM169 204V203H168ZM176 204V203H175ZM259 204V203H258ZM73 205V204H71ZM171 205V204H170ZM173 206V205H172ZM10 207V205H9ZM53 207H57L56 206H53ZM123 207H125V209H123ZM46 208V207H45ZM65 208V209H64ZM120 208V209H119ZM172 208V207H171ZM174 208V207H173ZM177 208V207H175ZM38 209V208H36ZM55 209V208H54ZM140 209V210H141ZM251 209V207L249 208ZM254 209V208H253ZM171 210V209H170ZM174 210V209H173ZM169 211V210H168ZM176 211V209H175ZM255 211V210H254ZM128 212V211H127ZM177 212V211H176ZM175 212V213H176ZM179 212V211H178ZM257 212V211H256ZM255 212V213H256ZM254 213V214H255ZM164 214V213H163ZM173 214V215H172ZM122 215V214H121ZM165 215V214H164ZM246 215V216H245ZM249 215H250V212H249ZM258 215V214H257ZM256 215V216H257ZM261 215V214H259ZM107 216H110V217H114L113 218H110L108 217L107 219H113L114 222L112 223V226L110 224V222L107 221L106 217ZM141 216L139 218H141ZM115 217H119L118 220H116ZM179 217V215H178ZM250 217V216H249ZM259 217V216H258ZM262 217V215L260 216ZM138 218V220H139ZM252 218V217H251ZM250 218V219H251ZM264 218V217H263ZM193 219V220H194ZM245 219H246V222H245ZM253 219V218H252ZM262 219V218H261ZM121 220V221H122ZM142 220V218L140 219V221ZM252 221V220H251ZM256 221V220H255ZM262 221V220H261ZM245 222V223H244ZM259 221H257L258 223ZM139 223V221H138ZM249 223V222H248ZM252 223V222H251ZM110 224L111 227H109L108 225ZM254 224V222L252 223ZM250 225V224H249ZM260 225V224H259ZM132 226V225H131ZM246 227L247 224H246ZM109 228V229H108ZM257 228V226H256ZM255 228V229H256ZM131 229V227H130ZM135 229V228H134ZM196 229V227H195ZM200 231H204L201 230L202 228L200 227L199 228ZM242 229V230H241ZM117 230V231H116ZM139 230V229H137ZM168 230L170 233H168ZM241 230V231H240ZM257 230V229H256ZM254 230V231H256ZM197 231V230H196ZM199 231V232H200ZM247 231V230H246ZM130 232V230H129ZM143 232V233H144ZM198 232V233H199ZM201 232V233H202ZM211 232V231H210ZM243 232V231H242ZM241 232V233H242ZM251 232L248 231V233ZM246 233V232H245ZM255 233V232H254ZM206 234V232H205ZM253 234V233H252ZM217 235V237H216ZM223 235V236H222ZM250 235V234H249ZM146 236V235H145ZM219 236V237H218ZM242 236V235H241ZM246 236V234H245ZM178 239H176V238ZM209 237V236H208ZM243 237V236H242ZM207 238V237H206ZM177 240V241H176ZM244 240L245 237H244ZM148 242V241H147ZM178 242V243H177ZM144 244V243H143ZM148 244V246H149ZM242 244V243H241ZM244 245V244H243ZM242 245V246H243ZM240 247V246H239ZM241 248V247H240ZM150 251V250H149ZM240 251V249H239ZM218 252V251H217ZM238 252V251H237ZM211 253V252H210ZM224 253V254H225ZM233 253V252H232ZM117 255V256H115ZM155 255V254H153ZM171 255V256H172ZM209 255V254H208ZM233 254H231L232 256ZM112 256H115V260L112 261ZM170 256V257H171ZM111 257V259H110ZM153 257V256H152ZM151 257V258H152ZM154 258V257H153ZM160 259V258H159ZM170 259V258H169ZM167 260V259H166ZM112 261V262H111ZM137 261V260H136ZM172 261L174 262V260L172 259ZM176 261V260H175ZM159 262V261H158ZM162 262V261H161ZM168 262V260H167ZM155 263V262H153ZM165 263V262H164ZM128 264V263H127Z\"/></svg>",
	"mask_w": 264,
	"mask_h": 264
},
{
	"label": "water",
	"instance_id": "water-1",
	"mask_svg": "<svg viewBox=\"0 0 264 264\" xmlns=\"http://www.w3.org/2000/svg\"><path fill=\"white\" fill-rule=\"evenodd\" d=\"M198 3V0H195L193 3H190V2H188V1H186L185 3H184V6H183V9H182V11L187 7V6H194V5H196ZM181 12H179L178 14H180Z\"/></svg>",
	"mask_w": 264,
	"mask_h": 264
}]
</instances>
